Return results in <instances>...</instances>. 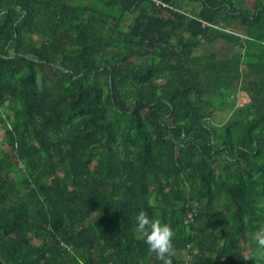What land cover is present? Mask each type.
<instances>
[{
    "label": "trees",
    "instance_id": "16d2710c",
    "mask_svg": "<svg viewBox=\"0 0 264 264\" xmlns=\"http://www.w3.org/2000/svg\"><path fill=\"white\" fill-rule=\"evenodd\" d=\"M0 122V264H264V0H0Z\"/></svg>",
    "mask_w": 264,
    "mask_h": 264
},
{
    "label": "clouds",
    "instance_id": "9594fccd",
    "mask_svg": "<svg viewBox=\"0 0 264 264\" xmlns=\"http://www.w3.org/2000/svg\"><path fill=\"white\" fill-rule=\"evenodd\" d=\"M196 218V215H195ZM136 227L144 237L149 250L158 254L164 264H173L171 254L175 249V230L172 225L140 210L136 215ZM256 249L264 255V235H258Z\"/></svg>",
    "mask_w": 264,
    "mask_h": 264
},
{
    "label": "rangeland",
    "instance_id": "374dc122",
    "mask_svg": "<svg viewBox=\"0 0 264 264\" xmlns=\"http://www.w3.org/2000/svg\"><path fill=\"white\" fill-rule=\"evenodd\" d=\"M231 29L236 30L237 32L241 33L243 31V29L237 24H234L233 26H231ZM240 81L237 84V87L240 86ZM244 92L241 90L238 94L240 101L238 104V107H241L243 105H245L246 103H248V99L247 97L244 96ZM230 116V110L229 109H225V108H218L213 112V120L216 123H224L229 119ZM6 125L0 122V148L4 146L5 144V133H6Z\"/></svg>",
    "mask_w": 264,
    "mask_h": 264
},
{
    "label": "built area",
    "instance_id": "2783aa9c",
    "mask_svg": "<svg viewBox=\"0 0 264 264\" xmlns=\"http://www.w3.org/2000/svg\"><path fill=\"white\" fill-rule=\"evenodd\" d=\"M195 212L194 210H191L188 212L187 216H188V219L191 220V221H195Z\"/></svg>",
    "mask_w": 264,
    "mask_h": 264
}]
</instances>
